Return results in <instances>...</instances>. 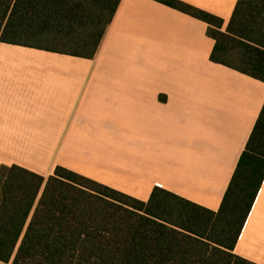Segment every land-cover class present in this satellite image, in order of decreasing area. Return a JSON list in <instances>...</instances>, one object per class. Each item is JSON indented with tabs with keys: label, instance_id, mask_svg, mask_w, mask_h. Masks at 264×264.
Masks as SVG:
<instances>
[{
	"label": "crops",
	"instance_id": "0c3cea01",
	"mask_svg": "<svg viewBox=\"0 0 264 264\" xmlns=\"http://www.w3.org/2000/svg\"><path fill=\"white\" fill-rule=\"evenodd\" d=\"M177 1L223 30L237 2ZM207 29L154 0H121L92 59L0 43V167L44 179L60 167L142 202L159 188L216 212L264 82L211 62ZM234 254L264 264V180Z\"/></svg>",
	"mask_w": 264,
	"mask_h": 264
},
{
	"label": "trees",
	"instance_id": "16d2710c",
	"mask_svg": "<svg viewBox=\"0 0 264 264\" xmlns=\"http://www.w3.org/2000/svg\"><path fill=\"white\" fill-rule=\"evenodd\" d=\"M208 24L210 61L264 82V0H237L223 21L154 0ZM121 0H0V43L92 59ZM264 180V104L219 209L154 188L146 202L63 168L42 176L0 167L3 264H255L234 254Z\"/></svg>",
	"mask_w": 264,
	"mask_h": 264
}]
</instances>
